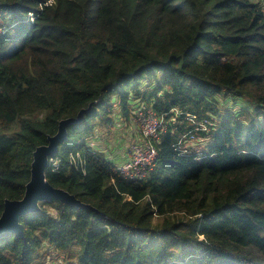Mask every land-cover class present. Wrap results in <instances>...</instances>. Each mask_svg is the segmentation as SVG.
<instances>
[{
    "label": "trees",
    "instance_id": "1",
    "mask_svg": "<svg viewBox=\"0 0 264 264\" xmlns=\"http://www.w3.org/2000/svg\"><path fill=\"white\" fill-rule=\"evenodd\" d=\"M90 103L46 179L100 212L41 202L0 264H264V0H0V216L34 150ZM140 104L209 130L184 151L178 116L153 170L127 179L86 138Z\"/></svg>",
    "mask_w": 264,
    "mask_h": 264
},
{
    "label": "water",
    "instance_id": "2",
    "mask_svg": "<svg viewBox=\"0 0 264 264\" xmlns=\"http://www.w3.org/2000/svg\"><path fill=\"white\" fill-rule=\"evenodd\" d=\"M93 107V103L87 108H82L76 117H68L60 120L58 131L55 135L48 136V143L38 146L33 152L31 163V176L26 184L25 193L21 199H5L4 210L0 216V238L16 234V237L23 236L24 229L20 222L23 216L30 213H38L42 210L41 202H62L76 207L100 212L90 203L82 202L74 194L67 190L54 187L46 179V170L49 165V158L55 156L60 144L68 136V127L81 122L84 114Z\"/></svg>",
    "mask_w": 264,
    "mask_h": 264
},
{
    "label": "built area",
    "instance_id": "3",
    "mask_svg": "<svg viewBox=\"0 0 264 264\" xmlns=\"http://www.w3.org/2000/svg\"><path fill=\"white\" fill-rule=\"evenodd\" d=\"M134 115L138 114V124L141 125L142 140L133 142L131 150V159L122 165H119L117 170L127 179H142L148 176L153 170L156 161L159 157V151L155 146V142L161 140V134L167 131L169 123H175L178 116L185 115L187 120L194 127L182 135L178 142V148L187 151L189 146L197 144L200 139L196 137L194 132L209 130V120L206 118L199 119L193 114H186L180 109L173 108L169 112L158 113L152 107H147L144 104L136 105L133 111ZM170 116V114H172ZM170 116V117H169Z\"/></svg>",
    "mask_w": 264,
    "mask_h": 264
},
{
    "label": "rangeland",
    "instance_id": "4",
    "mask_svg": "<svg viewBox=\"0 0 264 264\" xmlns=\"http://www.w3.org/2000/svg\"><path fill=\"white\" fill-rule=\"evenodd\" d=\"M237 108H240V112L245 109L244 106L238 107L236 104L231 107L234 111ZM116 109V114L114 116L115 122L110 128V131L102 132L97 130L95 133L98 134L99 131V134H101L99 139L95 140V134H93L86 138V143L88 142V144H90L92 142L93 144H96L97 147H95V149H97L99 153H103L107 160H110L114 166L118 167L119 165L124 164L120 162L125 158L128 160L131 159L133 142L135 140L141 141L142 136L139 133L137 134V132H141V125L138 124V114L134 115L132 112L133 116L128 120L121 115L120 107L116 106ZM204 148H206V146H204ZM61 260L62 258H57L56 253H54L47 264H60Z\"/></svg>",
    "mask_w": 264,
    "mask_h": 264
},
{
    "label": "crops",
    "instance_id": "5",
    "mask_svg": "<svg viewBox=\"0 0 264 264\" xmlns=\"http://www.w3.org/2000/svg\"><path fill=\"white\" fill-rule=\"evenodd\" d=\"M127 160H128V159L125 158V159H124L123 161H121L120 163H125Z\"/></svg>",
    "mask_w": 264,
    "mask_h": 264
},
{
    "label": "clouds",
    "instance_id": "6",
    "mask_svg": "<svg viewBox=\"0 0 264 264\" xmlns=\"http://www.w3.org/2000/svg\"><path fill=\"white\" fill-rule=\"evenodd\" d=\"M51 161V159L49 158V162ZM49 166V165H48Z\"/></svg>",
    "mask_w": 264,
    "mask_h": 264
}]
</instances>
